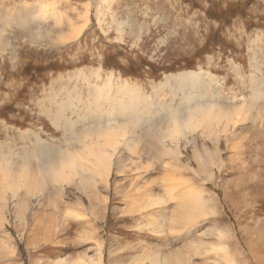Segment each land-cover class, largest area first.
Listing matches in <instances>:
<instances>
[{"label": "rangeland", "instance_id": "1", "mask_svg": "<svg viewBox=\"0 0 264 264\" xmlns=\"http://www.w3.org/2000/svg\"><path fill=\"white\" fill-rule=\"evenodd\" d=\"M0 182V264H264V0H0Z\"/></svg>", "mask_w": 264, "mask_h": 264}, {"label": "bare ground", "instance_id": "2", "mask_svg": "<svg viewBox=\"0 0 264 264\" xmlns=\"http://www.w3.org/2000/svg\"><path fill=\"white\" fill-rule=\"evenodd\" d=\"M69 24H70V26L73 25V23L70 21V19H69ZM195 72H191V73L194 74ZM195 75H197V73H195ZM126 88H128V87H126ZM128 91H129L130 94H136V92L132 91L130 88H128ZM212 103H214V102H212ZM215 106H217V105L216 104L215 105L214 104L211 105V101L208 102V103L207 102L206 103H197L195 105L190 106V108L188 109V114H189L188 117H190L191 119H197V121L192 124L193 125L192 127H196L194 124H197V127H198L199 125H201V126H202V124L209 125V124H211L213 122L216 123L217 125H220V123L218 121H216L214 119H211L212 115L215 114L217 117H220V116L227 117V116H226V114L220 112V109L215 110L216 109V108L214 109ZM128 112L130 113V111H128ZM229 112L230 111H228V113ZM180 113H181V111H180ZM121 115H122V117L125 118V116L128 117V115H130V114H128L125 111ZM169 115H171V114H169ZM178 119H179L178 111L172 112V115L170 116V119H168V120H170L169 122H167V119H166V123H172L170 130L174 129L176 131V132L173 131L175 133L174 136L175 135H179V134H176V133H180V132L183 131V130H181V123H180V121ZM237 120H239L238 117H237ZM237 120L235 121V123L237 122ZM112 121L113 120H110L108 122L107 128L101 133V135L97 136V138H99L101 136L102 137L101 140L90 139L89 142L88 141L86 143L84 142V145H83L82 148H84V151L86 149L88 155H86L85 157H82L83 159H82V162L79 165V167L77 166V164H76L77 161L75 160V157H77L78 155H75V154L71 155L69 153L71 155V156H69L68 154L64 153V154H62V157L60 158L61 160L58 161L59 162L58 165H57V163L54 164L53 167L50 168L49 170H47L45 168H42V169H40L41 173H43V175L46 176V175H50L51 172H54L51 176L54 177L55 180H57L58 176L63 174L64 173L63 171H65V169L67 167H69V168H71L74 171L76 170L77 172H81L82 171V172H87L89 174H96V176H101V177H106L107 178L110 175V172H111V169H112V165H113V159L116 156L117 149L119 148V146L123 145V146H126L129 149H131V147H133V145L131 146L130 139H128V137L126 136V130L123 127H121V125H119L117 122H115L116 121L115 119H114L115 125H114V123ZM131 122H133V120ZM97 125H98V128L104 126L101 121L98 122ZM74 133H76V132H74ZM86 133L84 132V134H86ZM166 134L167 133L163 134L164 136L162 135V137H165ZM52 161H53V159H51L49 163H53ZM8 173H11V172H8ZM12 176H13V174L11 173L9 175V178L10 177L13 178ZM19 176H21V179L25 183L38 184V182L43 180L42 179L43 177L40 174H35L33 172H30L27 167H25L24 169L21 170V172L19 173ZM13 179H15V178H13ZM87 179H89V178H87ZM11 182H13V181H11ZM198 198H202L200 194H199ZM96 250H98V249H96ZM99 256L100 257H98L96 255V258H92V259L88 260L85 264H104L103 260L101 258L102 255L100 254ZM132 264H134V263H132Z\"/></svg>", "mask_w": 264, "mask_h": 264}]
</instances>
